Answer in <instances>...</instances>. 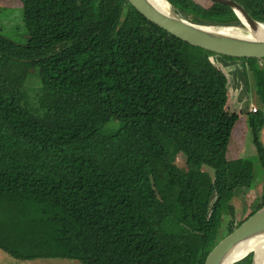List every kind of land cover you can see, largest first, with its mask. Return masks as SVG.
I'll return each instance as SVG.
<instances>
[{"label": "trees", "instance_id": "1", "mask_svg": "<svg viewBox=\"0 0 264 264\" xmlns=\"http://www.w3.org/2000/svg\"><path fill=\"white\" fill-rule=\"evenodd\" d=\"M166 1L192 23L245 30L228 6ZM234 1L264 24V0ZM20 2L26 43L0 34L1 251L22 261L200 264L264 206L263 192L234 218V198L246 201L253 185L252 162L227 158L240 114L205 65L214 53L151 24L127 0ZM237 60L264 108V60ZM247 114L264 169V113ZM110 120L123 126L101 135Z\"/></svg>", "mask_w": 264, "mask_h": 264}, {"label": "rangeland", "instance_id": "2", "mask_svg": "<svg viewBox=\"0 0 264 264\" xmlns=\"http://www.w3.org/2000/svg\"><path fill=\"white\" fill-rule=\"evenodd\" d=\"M203 3L204 0H199ZM0 34L11 39L16 44L23 45L27 41V29L23 22V12L20 0H0ZM241 60L224 58L221 55L212 54L205 60V65L218 71L223 79L230 103V110L240 114L236 122L227 149L228 159H249L252 162L253 185L246 191L245 198H234L232 204L235 209L234 218L240 221L248 211L249 204H253L264 192V169L261 167L253 135L248 118L250 112L255 109L264 113V108L257 98L253 75L244 70ZM264 68V62H259ZM245 72V73H244ZM34 80H29L25 85V91L29 96V103L34 114L41 117L42 110L39 109V91L35 88ZM123 126L120 120H110L101 129L100 134L104 136L113 135ZM258 140L264 144V125L258 134ZM176 165L180 170H185V156L177 155ZM204 169L212 172L208 167ZM252 201V202H251ZM226 220L230 217L225 216ZM228 233H223L225 237ZM0 264H82L77 260L63 258L38 259L32 261L16 260L0 250Z\"/></svg>", "mask_w": 264, "mask_h": 264}, {"label": "water", "instance_id": "3", "mask_svg": "<svg viewBox=\"0 0 264 264\" xmlns=\"http://www.w3.org/2000/svg\"><path fill=\"white\" fill-rule=\"evenodd\" d=\"M127 1L151 24L192 46L221 56L264 60V36L252 34L259 27L263 28L264 24L254 20L244 7L234 0L209 1L228 6L245 30L192 23L180 17L166 0L169 12L160 10L149 0ZM260 248H264V206L215 244L200 264H235L248 255H251V264H259L262 257ZM229 256L233 258L227 263Z\"/></svg>", "mask_w": 264, "mask_h": 264}, {"label": "bare ground", "instance_id": "4", "mask_svg": "<svg viewBox=\"0 0 264 264\" xmlns=\"http://www.w3.org/2000/svg\"><path fill=\"white\" fill-rule=\"evenodd\" d=\"M149 1L152 4H154L156 7H158L160 10H164L166 12H169L170 11L169 6L165 2V0H149ZM252 34H254V36H264V27L263 28L262 27H259L258 30L253 31ZM242 246H240V249H241ZM260 249L262 250V257H261V260H260L259 264H264V248H260ZM232 258H233L232 256H229L226 259V262L228 263V261H230Z\"/></svg>", "mask_w": 264, "mask_h": 264}]
</instances>
